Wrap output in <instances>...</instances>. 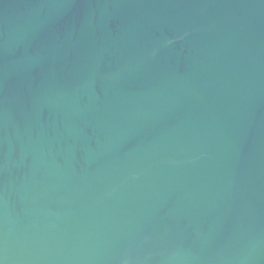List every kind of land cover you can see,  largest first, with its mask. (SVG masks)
<instances>
[{
	"label": "water",
	"instance_id": "95a60500",
	"mask_svg": "<svg viewBox=\"0 0 264 264\" xmlns=\"http://www.w3.org/2000/svg\"><path fill=\"white\" fill-rule=\"evenodd\" d=\"M0 264H264V0H0Z\"/></svg>",
	"mask_w": 264,
	"mask_h": 264
}]
</instances>
